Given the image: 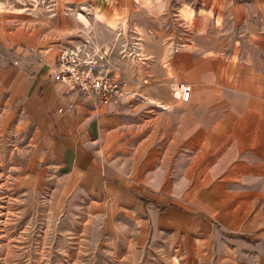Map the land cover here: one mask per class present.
Masks as SVG:
<instances>
[{
	"label": "crops",
	"instance_id": "1",
	"mask_svg": "<svg viewBox=\"0 0 264 264\" xmlns=\"http://www.w3.org/2000/svg\"><path fill=\"white\" fill-rule=\"evenodd\" d=\"M152 1L0 0V134L28 136L14 189L86 205L138 263L264 264V0H162L121 100L53 77L80 33L151 20Z\"/></svg>",
	"mask_w": 264,
	"mask_h": 264
},
{
	"label": "rangeland",
	"instance_id": "2",
	"mask_svg": "<svg viewBox=\"0 0 264 264\" xmlns=\"http://www.w3.org/2000/svg\"><path fill=\"white\" fill-rule=\"evenodd\" d=\"M161 1L153 0L150 4L151 20L140 18L132 26L126 23L114 30L111 37L101 39L100 35L87 32L76 39L75 43H80L90 35L108 53L105 65L117 76L120 92L117 100L124 98L123 69L153 62L154 58L145 55V49L149 48L152 55L158 52L154 38L158 32L163 33L156 24L163 7ZM173 19L174 16L169 18V23L173 24ZM119 29L124 38L118 36ZM134 37L140 41V57L132 54ZM169 43L170 48L172 40ZM182 47L178 45L173 50ZM116 66L120 67L118 74ZM27 142L28 136L15 141L0 134V264H143L130 256L124 236L116 238L104 232L86 205L70 203L57 208V202L49 198L51 194L14 189L13 175L28 155Z\"/></svg>",
	"mask_w": 264,
	"mask_h": 264
},
{
	"label": "built area",
	"instance_id": "3",
	"mask_svg": "<svg viewBox=\"0 0 264 264\" xmlns=\"http://www.w3.org/2000/svg\"><path fill=\"white\" fill-rule=\"evenodd\" d=\"M118 36L124 38L121 29ZM133 39L135 42H132V54L140 57V41L136 37ZM100 47L92 36L87 35L82 42L64 47L57 57L53 77L67 88L76 102L85 98L108 102L120 97L118 80L113 72L106 68V63L109 61L108 53L103 52ZM176 88L182 99L189 101L190 87L179 84Z\"/></svg>",
	"mask_w": 264,
	"mask_h": 264
},
{
	"label": "bare ground",
	"instance_id": "4",
	"mask_svg": "<svg viewBox=\"0 0 264 264\" xmlns=\"http://www.w3.org/2000/svg\"><path fill=\"white\" fill-rule=\"evenodd\" d=\"M174 91V93H175V90H173Z\"/></svg>",
	"mask_w": 264,
	"mask_h": 264
}]
</instances>
